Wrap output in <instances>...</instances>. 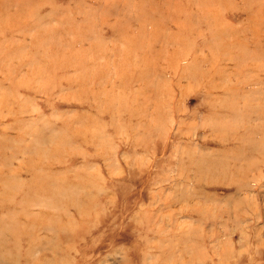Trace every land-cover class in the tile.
Masks as SVG:
<instances>
[{
  "label": "rangeland",
  "instance_id": "rangeland-1",
  "mask_svg": "<svg viewBox=\"0 0 264 264\" xmlns=\"http://www.w3.org/2000/svg\"><path fill=\"white\" fill-rule=\"evenodd\" d=\"M11 181L0 264H264V0H0Z\"/></svg>",
  "mask_w": 264,
  "mask_h": 264
},
{
  "label": "bare ground",
  "instance_id": "bare-ground-1",
  "mask_svg": "<svg viewBox=\"0 0 264 264\" xmlns=\"http://www.w3.org/2000/svg\"><path fill=\"white\" fill-rule=\"evenodd\" d=\"M8 13H6L5 15H7ZM34 161V160H31ZM31 164H36V162H31ZM31 168V167H30ZM28 169V167H20L18 169V172H20L21 170H29L31 171V169ZM40 178L37 179V181L35 182V180H33V187L31 192L29 193L28 191L24 193L23 198L18 202V208L12 211V217L15 218L13 220H11L10 225L7 227V229L10 231V227L12 228V231H16L18 232L19 236H21L22 234H26L28 236V229L29 227L26 228H21L23 232L18 231V224L20 222H18L17 220L21 219V217H23L24 215H28L26 212H29V202L33 201V199L35 200L34 196L37 195L36 191L39 190H43L46 192H49L48 190L51 189V183L49 181H43ZM35 182V183H34ZM56 187V186H54ZM19 191L17 189V181H11L10 183L6 182V186H4L3 190L0 192V209L2 207H4L6 204H8L9 202H11V198L17 194ZM4 195V196H2ZM17 216V217H14ZM36 214L33 215V217H35ZM16 238V237H15ZM16 240L18 241V239L16 238Z\"/></svg>",
  "mask_w": 264,
  "mask_h": 264
}]
</instances>
